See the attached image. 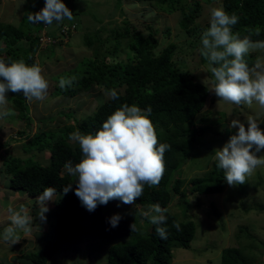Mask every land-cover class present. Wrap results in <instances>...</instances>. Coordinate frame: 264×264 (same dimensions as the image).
<instances>
[{"label": "trees", "instance_id": "1", "mask_svg": "<svg viewBox=\"0 0 264 264\" xmlns=\"http://www.w3.org/2000/svg\"><path fill=\"white\" fill-rule=\"evenodd\" d=\"M120 1L115 2L119 4ZM143 1H154L159 9L166 12L174 11L175 6L178 5L181 13L179 27L190 33L199 32V30L203 32L209 27L207 25L201 29L196 23L201 9L199 0ZM222 5L229 14L234 12L240 17L239 22L233 27L234 33H239L243 38L248 35V29H255L258 26L261 34L260 36L253 34L252 39L264 40V0H223ZM43 6H31L29 2H26L21 25L18 27L11 23H0V58H3L6 63L10 62L9 58H11V60L23 59L30 66L38 65L36 56L43 49L42 35L45 34L51 39L61 36V29L65 27L63 24L52 28L40 22L34 24V29L30 28L33 24L28 20L29 14L38 12L39 10H36ZM100 19L99 24L102 23L103 17ZM123 23L121 29L118 26L112 28V31L108 30L106 36L103 30L86 34L84 43L89 49L94 48L96 43L99 44L98 47H102V43L111 40L114 41L113 47L107 48V54L104 53L102 56L99 49H96L94 57L86 58L68 70L61 71L62 76L59 80L72 78L71 87L61 89L59 83L55 85L56 93L66 97L77 95L81 91L116 89L119 98L116 100L108 98L94 115L77 122L74 127L65 126L59 133L53 130L43 131L22 146V149L27 148L23 150L26 153L40 151L45 148L46 141L51 146L49 164L27 162L26 159L18 157L5 163L4 172L9 174L8 184L13 192L37 198L45 187H53L58 195V203H61L57 215H53L56 217L55 230L50 240L39 252L22 254L21 259L24 261L45 264L66 243L80 244L85 237H93L121 239V242L108 247L106 264H147L149 262L170 264L173 249L191 248L197 230L192 220L183 221L176 213L169 210L173 196L184 197L188 191L190 194L214 195L221 194L225 189L224 173L217 167V162L214 178L209 180L192 178L186 181L177 174V170L192 156L191 151L195 143V121L205 110L210 91L181 70L180 62L175 59L177 48L175 43L171 42L163 50H158L159 41L152 32L151 26L147 27L150 33L145 36L143 31L131 21L124 19ZM102 28L105 29V27ZM165 30L170 34L168 27ZM123 41L129 49L125 61L118 59L115 55ZM53 46L49 43L47 49L51 50ZM246 59L250 66L256 60L253 55H248ZM203 61L207 62L204 57ZM6 98L18 110L22 118L28 119L30 123L31 120L27 117L29 105L23 93L9 92ZM125 103L130 106L135 104L144 110L151 107L150 119L156 129L158 141L171 145V150L166 151L164 155L165 172L159 185L154 187L145 185L143 195L134 202L141 207L158 203L162 208L167 209L165 213L167 240L157 236L155 225H152L150 232L145 233L139 223L143 219L140 218L141 216L135 224L137 231H130V224L134 221L128 217H123L119 225L112 228L108 223L110 217L102 214L103 205H98L92 212L82 206L75 195L76 179L69 176L64 169L66 162L71 161L74 166L82 158L79 145L73 147L69 143V134L77 130L82 134H94L101 128L107 117ZM47 135L49 139H55L49 142L46 139ZM5 173L4 176H6ZM186 182L192 184L190 190L183 188ZM69 183H72V189L64 194L63 188ZM174 222L180 223L181 231H176L173 227ZM240 230L245 231V235L256 243L254 235L248 232L247 227ZM248 246L254 247L253 244ZM240 250L239 247L232 246L225 248L220 257V264H246L247 258Z\"/></svg>", "mask_w": 264, "mask_h": 264}, {"label": "rangeland", "instance_id": "2", "mask_svg": "<svg viewBox=\"0 0 264 264\" xmlns=\"http://www.w3.org/2000/svg\"><path fill=\"white\" fill-rule=\"evenodd\" d=\"M115 1L63 0L72 11L73 19H64L60 23L53 22L51 27L56 28L58 24L68 25L73 30V34L66 44L54 41L51 50L47 49L49 42L42 40L43 49L37 54L36 62L42 68V74L48 81L49 87L44 100L27 101L29 105L27 117L31 120L30 123L28 119L22 118L6 98L7 107L15 114L0 118V264H32L22 260L21 255L32 251L39 252L50 240L55 230L56 217L53 215H57L61 207L55 194L53 200L46 202L49 208L45 213L46 221H41L37 217L40 208L37 198L18 194L9 188V174L4 172L5 163L18 157L26 159L27 162L49 164L51 146L46 141L45 148L40 151L26 153L23 150L27 148L22 149V146L43 131L53 130L59 133L65 126L74 127L77 122L94 115L109 98L102 89L93 92L81 91L77 95L67 97L55 91V85H58L59 77L62 76L61 71L68 70L86 58L94 57V52L98 49L102 56L104 53L107 54V48L113 47L114 41L111 40L102 43V47H98L99 44L96 43L94 48L89 49L84 43L86 34L103 30L106 36L108 30L114 27L120 26L121 29L124 19L135 24L145 36L150 33L147 27L151 26L152 32L159 41L158 50H163L171 42L177 45L175 59L180 62L183 72L202 85L204 79L211 78L210 72H207L208 62L203 61L200 52L202 31L190 33L179 27L181 13L178 5L175 6L174 11L166 12L159 9L154 1L121 0L119 4ZM199 1L201 9L196 23L203 29L209 25L210 9L223 4V0ZM26 2L31 6H45V0H0V23H11L16 27L21 25ZM101 17L103 20L99 24ZM72 23L76 24L75 29ZM34 26V24L30 25V28L34 29ZM167 27L170 34L165 30ZM42 36L44 38V35ZM128 50L123 41L115 55L125 61ZM249 55L264 58V51H251ZM204 86L210 91V97L205 110L195 121L192 156L177 170V174L186 181L192 178L207 180L214 178V172L217 171L214 151L222 148L230 136L238 131V128L231 127L232 120L239 119L247 128L246 117L257 116L259 127L264 131V109L258 104L254 102L248 107L226 103L211 92L210 85ZM11 138L12 140H9ZM49 138L46 137L49 142L55 139ZM68 141L73 147L78 145L69 138ZM258 155L264 156V150ZM191 187L192 184L186 182L183 188L190 190ZM21 206L32 217L31 231L25 233L18 230L20 242L10 245L2 239L4 229L10 226L8 209L11 207L19 210ZM147 210L148 207L134 203L122 204L113 199L103 205L102 214L111 217L119 213L137 224L141 213ZM169 210L176 213L183 221L192 220L197 227L191 248H174L170 264H220L222 251L231 246L241 249V253L247 258L246 264H264V167H258L242 185L229 186L226 182L221 194H190L188 191L184 197L174 195ZM140 218H143L139 222L142 230L145 233L150 232L152 224L148 219L142 216ZM246 227L248 232L254 235L256 243L245 235V231L240 230ZM119 242L121 239L85 237L80 244L63 245L45 264H106L108 247ZM250 244L254 247L249 248Z\"/></svg>", "mask_w": 264, "mask_h": 264}, {"label": "clouds", "instance_id": "3", "mask_svg": "<svg viewBox=\"0 0 264 264\" xmlns=\"http://www.w3.org/2000/svg\"><path fill=\"white\" fill-rule=\"evenodd\" d=\"M64 19L72 20V11L63 0H45V6L39 12L30 13L28 20L32 24L43 22L51 26ZM236 13L229 14L222 4L210 9L209 27L201 35V55L208 62L207 72L211 78L204 79V85H210L214 94L226 103L236 106L251 107L255 102L264 109V58L257 57L252 66L247 61L251 51H264V40H253L252 35L260 36L261 29H248L243 38L233 32L239 22ZM73 29L76 24L72 23ZM61 36L49 43H67L73 30L66 25L61 29ZM44 36H46L44 34ZM6 63L0 58V118L14 115L7 107V94L23 93L27 101L44 100L48 91V81L42 74V68L28 65L23 59ZM72 78H61L59 87H71ZM105 95L112 100L119 98L116 89H109ZM151 107L146 110L127 103L117 108L102 123L94 134H82L79 130L69 134V140L78 143L82 152L80 162L74 166L71 161L64 164L66 173L76 177L75 195L82 206L89 212L98 205H106L110 200L119 199L122 204H133L143 195L144 186H158L165 172L164 155L171 150L168 143H160L156 129L150 119ZM245 123L239 119L231 121V127L238 128L222 148L214 151L217 167L223 170L229 186L242 185L258 167H264V156L258 155L264 150V131L259 127V118L249 115ZM72 183L63 188L67 194ZM56 190L45 187L37 197L40 205L37 217L46 221L49 211L46 202L53 200ZM58 195L56 194V199ZM118 201V200H117ZM10 226L2 234L4 242L10 245L20 242L18 230L31 231L32 217L21 206L19 210L9 207ZM166 208L153 204L141 216L155 225V232L162 240L168 239L166 227ZM123 219L117 213L108 218L112 228ZM173 227L181 231L179 222ZM130 231H137L135 223L130 224Z\"/></svg>", "mask_w": 264, "mask_h": 264}, {"label": "built area", "instance_id": "4", "mask_svg": "<svg viewBox=\"0 0 264 264\" xmlns=\"http://www.w3.org/2000/svg\"><path fill=\"white\" fill-rule=\"evenodd\" d=\"M42 40L43 41H48V42L51 41V39L49 37H47V36H44V38H42Z\"/></svg>", "mask_w": 264, "mask_h": 264}]
</instances>
